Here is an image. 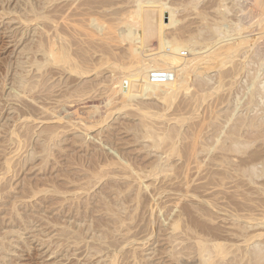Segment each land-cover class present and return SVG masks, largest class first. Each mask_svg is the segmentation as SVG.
Instances as JSON below:
<instances>
[{"label":"rangeland","instance_id":"374dc122","mask_svg":"<svg viewBox=\"0 0 264 264\" xmlns=\"http://www.w3.org/2000/svg\"><path fill=\"white\" fill-rule=\"evenodd\" d=\"M164 1L213 62L118 109L141 0H0V264H264V0Z\"/></svg>","mask_w":264,"mask_h":264},{"label":"bare ground","instance_id":"6f19581e","mask_svg":"<svg viewBox=\"0 0 264 264\" xmlns=\"http://www.w3.org/2000/svg\"><path fill=\"white\" fill-rule=\"evenodd\" d=\"M135 2H136V0H135ZM163 2H161L160 0H158V1L146 0V2H144V1L142 2V0H141V2H139V3L136 2V3H138L136 8L135 7H133L134 9L131 8L132 10L130 9L131 11H128V13H125V14L122 13L123 14L122 18L125 20V22L127 21V23H129L130 21L133 22L135 20L139 24V27H138L139 29H137V31L135 29H133L131 33H128V34L125 33V35H126L125 41L127 43L130 42L133 45H135V44L137 45V47L134 46L135 47L134 48V47H132L133 45L128 43L132 47L131 51H130V49H129V51L134 56V58L136 56L137 57L139 56V57H138L137 61L135 59L134 61H132L134 63L127 65V66H129L127 68H123V65H124L123 61H121V63H120V64H123L122 68L118 69L117 66L116 67L112 66L114 68H117L116 70H120L122 72V75H120L121 74V72H120L119 76L114 77L115 76V73H114V76L111 77V78H113L112 82L109 81L111 83V85H108V86H110L108 97L110 98V100L113 103L109 99H107L106 101L109 100L108 102L109 103L111 102L110 105L114 104V106L117 108L119 106L120 107L123 106V107L127 108L129 106L135 105L134 101L136 102V100H137V99L135 100V98H140V97L142 98L146 95H148V96L149 95H151V96L156 95V96H158V98H160L162 100H166V101L170 100L171 101L173 98L177 97L176 95H178L179 92H184L183 90L186 89V87H187L186 86V80H187V78H189L188 77L190 75L189 72L193 71L195 73V71H196V72L201 73V69L205 70L206 69L205 67L207 66V68H208L210 66L209 63L213 62L212 57H211V60L209 61L211 55L209 56V58L206 57L208 60L202 59V62L200 61V63L199 62L197 63V61L195 62L193 60V58H190V59H192L190 62L188 59V62H187L186 61L187 59H185V61H184L181 59V56L179 57L180 54L179 55L175 54V52L178 50V48H177L178 44L175 45V43H173L174 41L173 42L168 41V39H169L168 37H167L168 39L167 38L165 39V36H166L165 32L167 30V26H168V28H172V27L174 28V26H176V24L179 21H177L175 18V12L176 11H174L173 9L168 7V4L166 5L164 0H163ZM125 3H127V2H125ZM263 5H264V3H263ZM127 9H128V6H127ZM126 11L127 10H125V12ZM262 14H261V16H263ZM118 18H120V17H118ZM165 18H166L167 22L165 21ZM115 21H116V19H115ZM119 21L120 20H118V22ZM125 22H123V23H125ZM260 22L263 23V18H262V20H260ZM127 23H126V25H127ZM263 25H264V23H263ZM128 26H127V29H128ZM259 36H261V40H260ZM259 36H258V39L260 40V44L257 42L258 43L257 47L260 46V48L262 47V49L264 50V31L260 32ZM256 39H254V40H256ZM255 44H256V42H255ZM166 45H168L170 50L171 49L173 50V55H167L166 54V50H167ZM128 47H129V45H128ZM212 52H210V53H212ZM214 52H216V50H214ZM205 55L206 54H204L203 56H205ZM224 55L218 56V58L216 56V58H215L216 62L217 63L222 62L224 59H225L224 61H226V59H228L227 58L228 54L226 56H224ZM263 56H264V54H263ZM132 57H131V60H133ZM229 57H230V55H229ZM195 58L197 59V57H195ZM203 58H205V57H203ZM199 60H200V58H199ZM192 61L195 62V65H193L194 63ZM224 61H223V63H224ZM214 64H212V65H214ZM190 68L192 69L191 71H189ZM112 70L115 71V69H113V68H112ZM208 70L206 69V71H208ZM154 72L163 73L165 78L153 80L152 74ZM195 74H197V73H195ZM195 76H197V75H195ZM124 85H126L125 91L123 90L125 87ZM132 103H134V104H132ZM101 104H102V102H101ZM108 106H109V104H108ZM112 106H110V107H112ZM104 107H105V105H103V108ZM101 110H102V108H101ZM71 112L74 113V111H71ZM73 113H71V114H73ZM143 113H145V112H143ZM146 114H148V113H146ZM75 118H77V117H75ZM75 120H77V119H75ZM196 136H198V135L196 134ZM242 146H244V144ZM169 197H171V196H169ZM112 258L114 259V256ZM111 263H112V261H111Z\"/></svg>","mask_w":264,"mask_h":264},{"label":"built area","instance_id":"2783aa9c","mask_svg":"<svg viewBox=\"0 0 264 264\" xmlns=\"http://www.w3.org/2000/svg\"><path fill=\"white\" fill-rule=\"evenodd\" d=\"M163 78H165L163 73L154 72L152 74V79L153 80H158V79H163Z\"/></svg>","mask_w":264,"mask_h":264}]
</instances>
